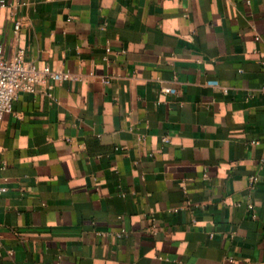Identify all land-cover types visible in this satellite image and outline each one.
<instances>
[{
    "label": "crops",
    "instance_id": "obj_1",
    "mask_svg": "<svg viewBox=\"0 0 264 264\" xmlns=\"http://www.w3.org/2000/svg\"><path fill=\"white\" fill-rule=\"evenodd\" d=\"M21 51L81 79L0 123V264H264V0H0Z\"/></svg>",
    "mask_w": 264,
    "mask_h": 264
},
{
    "label": "built area",
    "instance_id": "obj_2",
    "mask_svg": "<svg viewBox=\"0 0 264 264\" xmlns=\"http://www.w3.org/2000/svg\"><path fill=\"white\" fill-rule=\"evenodd\" d=\"M4 1H2V4ZM20 22L15 23V31L20 29ZM81 77L69 71L58 72L49 65L38 66L26 62L23 51L6 59L0 58V123L14 109L15 101L22 92L35 93L47 80L61 82L80 80ZM209 85H219L218 81H209ZM170 88H165L169 92ZM227 92V89H224ZM167 141V138L164 139ZM5 189H2L4 191Z\"/></svg>",
    "mask_w": 264,
    "mask_h": 264
}]
</instances>
